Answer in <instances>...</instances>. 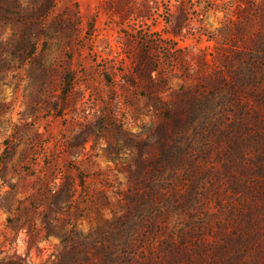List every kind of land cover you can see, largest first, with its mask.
Here are the masks:
<instances>
[{"label": "rangeland", "instance_id": "1", "mask_svg": "<svg viewBox=\"0 0 264 264\" xmlns=\"http://www.w3.org/2000/svg\"><path fill=\"white\" fill-rule=\"evenodd\" d=\"M263 8L0 0V264H264V73L238 81L236 101L214 80L231 77L225 56L261 29ZM214 89L200 168L154 218L128 220L161 105Z\"/></svg>", "mask_w": 264, "mask_h": 264}, {"label": "trees", "instance_id": "2", "mask_svg": "<svg viewBox=\"0 0 264 264\" xmlns=\"http://www.w3.org/2000/svg\"><path fill=\"white\" fill-rule=\"evenodd\" d=\"M250 4L254 6L253 1ZM257 6L259 9L262 8L261 4ZM263 11L259 17L261 29L256 31V34H253L251 38L248 37V40L247 37L244 38V50H234L232 58L225 56V68L226 71H231V77H229L231 79H227L222 72L214 79H222L224 86L227 87L226 91L219 90L221 97L233 98L234 101L238 100L235 84L242 79L248 81L247 83L252 82L255 73H264ZM244 17L246 16L244 15ZM34 45L35 43H33ZM63 81L67 91L71 81L70 72L65 74ZM215 91L214 89L206 94L204 92L191 94L189 103L183 107H173L169 103L161 105L164 120L157 127L160 135L158 149L152 155H144L139 158L142 164L137 170L138 175L135 177V182L131 184V188H135L136 191L127 194L130 201L139 200V202L135 205H129L127 209L128 220L135 218L136 215H141L142 212L144 215L145 211H148L150 218H154L150 215L152 211L159 208L158 203L167 196L170 186L179 182L183 186L186 185L183 179L189 176V172L193 173L194 171L190 167H194L195 171L200 168L198 165L194 166L195 162L192 160V156L195 152L202 150V145L205 143L202 140L204 127L217 124L214 117L218 116L220 108L217 109L218 103L215 104V95L219 94ZM223 107L225 106L222 105L221 109ZM139 183H143V185L138 186ZM129 227L131 228V225ZM110 250L111 248L108 249V258H110ZM109 261L104 260V264H113Z\"/></svg>", "mask_w": 264, "mask_h": 264}]
</instances>
